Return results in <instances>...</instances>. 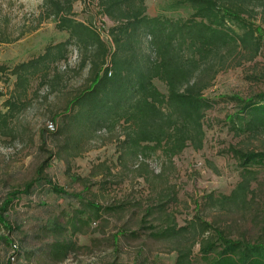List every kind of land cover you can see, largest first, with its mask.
Returning a JSON list of instances; mask_svg holds the SVG:
<instances>
[{"label":"trees","instance_id":"1","mask_svg":"<svg viewBox=\"0 0 264 264\" xmlns=\"http://www.w3.org/2000/svg\"><path fill=\"white\" fill-rule=\"evenodd\" d=\"M75 1H43L45 18H53L57 29L67 33V39L47 45L43 53L10 71L1 65L0 82L4 75H15L13 91L22 93L33 75L41 74L50 85L57 84L60 71L53 69V64L66 61L68 47L74 45L78 52L77 71L84 74L82 82L66 95L62 111L51 117L58 126L53 131L42 129L41 136L62 138L55 154L68 164L104 132L106 141L114 146L113 165L120 170L111 173V168L100 162L92 168L90 177L106 172L117 176L119 183L140 178L148 185L146 198L134 205L141 214L135 218L136 231L125 227L120 235L125 240L144 235L147 241L172 242L175 264H264V227L255 237H247L240 229L234 236V227L238 226L234 222L222 226L214 218H204L205 211L242 209L249 204L251 183L256 181L258 169L264 167V151L231 147L241 168L236 187L230 194L204 193L195 201L194 213L181 225L171 210L178 201L177 190L169 184L165 169L155 172L148 163L149 156L158 151L171 161L189 147L203 148L206 114L217 104V99L205 92L216 75L230 68L237 54L247 60L264 57V35L252 20L257 13H264V0H169L155 15L148 14L145 0H87L100 16L113 22L107 29V39L95 27L76 18L72 7ZM0 42H9L1 27ZM155 81L164 85L163 91ZM232 99L239 110L227 116L231 130L237 134L264 131V91L254 97ZM19 100L20 97H11L4 101L7 110L0 111L1 130L20 106ZM55 154L50 155V160ZM47 167L44 162L21 189L0 200V231L6 228L8 234L13 233L9 209L21 200V195L28 197L43 189L70 204L76 201L68 218H64L62 210L61 217H46L35 223L36 231L29 234L38 242L44 241L41 251L57 264L75 250L72 238L83 227L91 226L104 214H123L131 204L122 201L103 205L80 192H68L44 174ZM104 183V179L92 182ZM139 230L143 235L138 234ZM17 238L0 239L16 248L12 243ZM29 240L28 248L32 245ZM36 250L40 247L30 248L27 255ZM20 252L19 247L14 249L5 264Z\"/></svg>","mask_w":264,"mask_h":264},{"label":"rangeland","instance_id":"2","mask_svg":"<svg viewBox=\"0 0 264 264\" xmlns=\"http://www.w3.org/2000/svg\"><path fill=\"white\" fill-rule=\"evenodd\" d=\"M43 1L0 0V27L5 30L9 40L0 42V66L4 65L10 71L15 65L43 53L47 45L67 39V33L57 29L53 18H45ZM168 2L169 0H145L148 14L160 13ZM72 7L76 18L92 27L97 28L103 23L104 28L108 29L113 24L100 16L96 7L87 0H77ZM252 20L256 26L259 24L264 35V13H257ZM68 49L67 60L53 64V69L60 71L57 84L50 85L41 74L33 75L28 78L25 93H22L13 91L15 75H4L0 82L3 93L0 97V111L7 110L3 104L6 99L20 97V106L7 119L6 128H0V200L9 192L21 189L34 176L37 168L47 162L49 167L44 174L66 191L80 192L82 196L94 198L103 205L122 201L131 204L123 214H104L92 222L91 226L83 227L72 238L75 250L57 264H142V261L143 264H175L176 250L172 242L147 241L140 230L138 234L143 236L138 238L125 240L120 235L125 227L130 228V232L136 231L135 218L141 214L134 205H137L135 202L140 201L139 199L146 198L148 185L140 178L126 179L119 183L117 176L106 172L90 177L92 168L100 162L109 166L111 173L120 170L119 166L113 165L116 162L114 146L106 141L107 135L104 132L99 133L68 164L55 154L62 138L51 134L41 136L47 121H52L53 114L62 111L66 95L82 82L84 76L76 68L77 49L74 45H69ZM231 65L216 75L212 86L205 92L206 96L216 98L217 104L206 114L203 148L194 150L189 147L171 161L166 160L159 151L148 158L150 168L155 172L165 169L164 175L168 177L169 184L177 190L178 201L171 210L180 225L194 213V203L204 193L215 191L217 194H230L236 187L241 168L230 152L231 147L264 151V131L237 134L231 130L227 117L239 110L237 102L232 99L234 96L245 99L264 91V57L257 56L253 60H247L237 54L232 57ZM155 83L164 90L161 82ZM55 122L58 126L57 120ZM53 154L56 156L50 160V155ZM101 179L106 183L92 184ZM19 198L21 200L9 209V223L14 227L13 233L8 234L6 228L0 231V238H10L13 241L14 236L19 237L12 245H17L21 252L13 259L10 257V264H54L41 251L44 241L38 242L33 234H29L33 229L36 231L35 223L46 217L48 220L61 217L62 210L65 211L64 218H68L77 202L72 200L70 204L43 189L31 196L21 195ZM248 199L252 200L242 209L219 208L209 213L205 211L204 218H214L222 226L234 222L238 225L234 227V236H238L240 229L247 237H255L264 227V167L258 169L257 179L251 183ZM18 226L21 228L17 229ZM29 239H32V245L28 248L26 240L30 242ZM17 247L7 246L0 239V264H5L8 255H12ZM36 247H40V250L27 255L30 248ZM194 251H197V247Z\"/></svg>","mask_w":264,"mask_h":264},{"label":"built area","instance_id":"3","mask_svg":"<svg viewBox=\"0 0 264 264\" xmlns=\"http://www.w3.org/2000/svg\"><path fill=\"white\" fill-rule=\"evenodd\" d=\"M105 18V17H104ZM107 19V18H106ZM104 28V24L102 23L101 25H99L96 29L97 31L100 32L101 36H103L105 39H107L108 35H107V29L104 28V32L102 31ZM102 37V38H103ZM46 128L49 131H53L55 129V124L52 121H47L46 123ZM13 259V258H12Z\"/></svg>","mask_w":264,"mask_h":264}]
</instances>
